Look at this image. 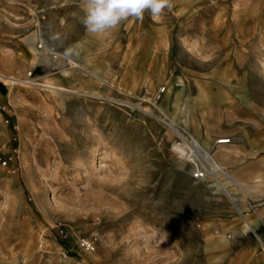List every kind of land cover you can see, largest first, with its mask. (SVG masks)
<instances>
[{
    "label": "rangeland",
    "instance_id": "1",
    "mask_svg": "<svg viewBox=\"0 0 264 264\" xmlns=\"http://www.w3.org/2000/svg\"><path fill=\"white\" fill-rule=\"evenodd\" d=\"M82 17L81 0H0V264H264L257 239H264V197L239 196L252 202L246 209L261 223L244 232V218L215 179L197 185L191 171L178 166L172 146L180 138L107 97L148 109L154 106L144 98H157V110L188 134L180 122L190 120L193 98L170 111L168 97L176 90L169 85L153 94L146 88L115 90L111 76L118 68L97 74L80 51L75 58L67 52V38L81 35ZM33 35L34 45L28 42ZM115 36L100 39L108 45ZM42 38L66 66L77 61L84 67L64 76L55 60L47 69L38 62L45 54ZM30 44L42 51L36 54ZM76 72L101 81L80 80ZM75 73L85 86L66 85ZM24 80L96 91L103 98L51 92ZM250 88L260 98L252 102L256 113L258 103L264 108V85L263 95L256 85ZM249 123H256L255 116ZM222 169L216 173L223 180ZM218 220L230 223L216 225ZM83 239L93 251L82 247Z\"/></svg>",
    "mask_w": 264,
    "mask_h": 264
},
{
    "label": "crops",
    "instance_id": "2",
    "mask_svg": "<svg viewBox=\"0 0 264 264\" xmlns=\"http://www.w3.org/2000/svg\"><path fill=\"white\" fill-rule=\"evenodd\" d=\"M110 33L116 36L106 45L100 37ZM80 34L67 38V52L75 58L80 51L87 68L97 74L118 68L111 76L115 90L146 88L153 94L160 85H169L176 90L168 97L170 111L190 95L196 107L181 126L208 144L233 194L264 197V108L258 103L254 113L252 102L260 98H253L250 88L256 85L263 95L259 85H264V0H173V7L158 18L145 12L143 20L129 18L102 35L88 33L85 26ZM148 38L157 43L149 44ZM76 73L67 86H85L75 79ZM77 75L80 80L91 77ZM250 115L256 123H249ZM221 137L231 142L220 146L215 140ZM247 204L242 203L243 210L256 229L261 223L249 214ZM257 239L264 248V239Z\"/></svg>",
    "mask_w": 264,
    "mask_h": 264
},
{
    "label": "bare ground",
    "instance_id": "3",
    "mask_svg": "<svg viewBox=\"0 0 264 264\" xmlns=\"http://www.w3.org/2000/svg\"><path fill=\"white\" fill-rule=\"evenodd\" d=\"M34 37H35V35H33V37H29L28 42L33 44L32 42H34L33 41ZM33 45H31V48L36 52V54H39V52L42 51V49L45 50L44 51L45 54L38 55V62H40L42 65H44L47 69L51 68L50 67L51 63L54 62L55 60H59L61 62L60 65L62 67H60V70L62 71V75H64V76L66 74H68V75L73 74V71L71 72V70H73L74 67H77V68L84 67L83 64H81L80 62H77V61L74 62L71 67L66 66L68 64L67 60L64 59L63 57H60L61 54L56 52L55 47H53L51 45V43L49 42V40H47L45 38H42V40H41L42 49L40 47V50H37L36 47H34ZM34 64H35V62H34ZM0 78L1 79L5 78L4 74H2L1 72H0ZM24 83L29 84V85H31V84L39 85V86L43 87L44 89H47L51 92L56 90L57 92L59 91V93L67 94L68 91L71 90L75 94H78L81 96H85V95L89 94L90 96H94L96 98H103L102 94L100 92H96V91H90L89 92V91L80 90V89H66L63 86H58V85L53 84V83H46V82L43 83V82H38V81L36 82L34 80H32V81L24 80ZM162 89L165 90V88H162ZM157 95H156V97H157ZM107 98L110 101L118 102V104H123L124 106H127L129 108H134L143 114H146L148 116L153 117L154 119L159 121L162 125H164L167 128L170 135L180 138L181 142H176L172 146V151H173V154H175V156H176L178 166L181 169L188 170V171L190 170L192 172L191 162L196 161V160L201 161L205 165L206 169L209 171V176H206L205 179H203V180L194 181L195 184L203 182V181L209 182V181H211L210 177L212 176L215 179V181L218 183L219 187L223 190V192H224L225 196L228 198V200L230 199L231 201H233V204L237 210V213L242 218H244V230L252 231L254 229V224L248 218H246V216L244 214V210L241 207V203L244 201V199L242 197L240 198L239 196L233 194L232 191L227 188L225 182L221 179V177L216 173L217 169L220 168L221 165H220L218 159H216V157L210 153L211 151L209 152L208 147H207L208 144L202 143L199 140V138L196 137L194 134H192V133L188 134V132L185 129L184 130L180 129L176 125V122L174 121L173 118L170 119L169 117L164 115L163 112H161L160 110L158 111L157 110L158 109V102L156 100L157 98L156 99H153L150 97L144 98L145 101L153 104V106H154L153 109H150V108L148 109L147 107H144L142 104H135L132 101L124 100V99L117 98V97L116 98L107 97ZM78 120H81V118H78ZM222 139H226V138H222ZM223 141H228V140H223ZM220 146H223V144H220ZM185 151H186V153H184ZM222 156H226V153H222ZM208 188L214 189L215 187L210 186ZM218 190H219V188L217 187V191ZM92 255L95 257L96 256L95 252H92Z\"/></svg>",
    "mask_w": 264,
    "mask_h": 264
},
{
    "label": "clouds",
    "instance_id": "4",
    "mask_svg": "<svg viewBox=\"0 0 264 264\" xmlns=\"http://www.w3.org/2000/svg\"><path fill=\"white\" fill-rule=\"evenodd\" d=\"M82 24L88 33L102 35L134 18L143 20L145 12L160 17L173 7V0H81Z\"/></svg>",
    "mask_w": 264,
    "mask_h": 264
},
{
    "label": "built area",
    "instance_id": "5",
    "mask_svg": "<svg viewBox=\"0 0 264 264\" xmlns=\"http://www.w3.org/2000/svg\"><path fill=\"white\" fill-rule=\"evenodd\" d=\"M163 92H164L163 89L159 90L158 98H160ZM223 140H228V141H223ZM229 142H230V138H226V139L219 138L216 140L217 144H227ZM184 153H186V151ZM191 164H192L191 165L192 166L191 175L193 179L200 181V180L205 179L206 176H209V171L206 169L205 165L201 161L196 160V161L191 162ZM82 247L86 249L87 251H92L94 249L93 243L87 239H83Z\"/></svg>",
    "mask_w": 264,
    "mask_h": 264
}]
</instances>
